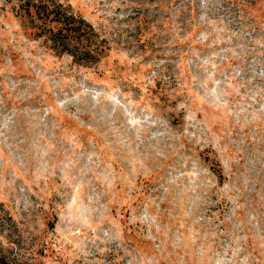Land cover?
I'll list each match as a JSON object with an SVG mask.
<instances>
[{
	"label": "rangeland",
	"instance_id": "rangeland-1",
	"mask_svg": "<svg viewBox=\"0 0 264 264\" xmlns=\"http://www.w3.org/2000/svg\"><path fill=\"white\" fill-rule=\"evenodd\" d=\"M77 61L0 0L9 264H264V0H59Z\"/></svg>",
	"mask_w": 264,
	"mask_h": 264
},
{
	"label": "trees",
	"instance_id": "trees-1",
	"mask_svg": "<svg viewBox=\"0 0 264 264\" xmlns=\"http://www.w3.org/2000/svg\"><path fill=\"white\" fill-rule=\"evenodd\" d=\"M18 11L27 25L46 35L60 53L77 61L97 60L104 47L95 38L93 26L59 0H17ZM0 264H9L0 253Z\"/></svg>",
	"mask_w": 264,
	"mask_h": 264
}]
</instances>
